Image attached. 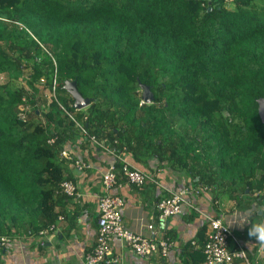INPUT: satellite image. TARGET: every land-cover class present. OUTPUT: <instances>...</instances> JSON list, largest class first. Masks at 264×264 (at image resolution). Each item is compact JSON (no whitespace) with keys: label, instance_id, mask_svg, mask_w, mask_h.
<instances>
[{"label":"trees","instance_id":"16d2710c","mask_svg":"<svg viewBox=\"0 0 264 264\" xmlns=\"http://www.w3.org/2000/svg\"><path fill=\"white\" fill-rule=\"evenodd\" d=\"M55 70L89 135L264 206V0H0V74L26 73L25 86L0 82V236L36 237L66 195L60 151L82 134L43 92ZM68 79L84 110L59 95ZM205 230L182 264H203Z\"/></svg>","mask_w":264,"mask_h":264},{"label":"crops","instance_id":"0c3cea01","mask_svg":"<svg viewBox=\"0 0 264 264\" xmlns=\"http://www.w3.org/2000/svg\"><path fill=\"white\" fill-rule=\"evenodd\" d=\"M65 148L75 159L87 165L78 169L72 161L61 157L64 162V178L75 184V194H62L65 197L55 206L57 219L54 232L42 238L38 235L12 236V245L2 250L0 264H83L85 253L93 248L100 222L97 202L98 197L104 193L101 176L117 157L81 135L66 143ZM120 155L131 166L150 174V179L142 187H136L121 174L118 175V185L112 192L124 200L123 224L137 234L153 237L147 228L152 223L156 239L167 237L172 242L165 257L158 253L140 258L125 243L114 238L113 250L124 262L182 264L184 246L188 242H196L198 230L202 224H206L205 216H213L221 217L244 247L246 259H237L240 264H264V249L248 235L251 224L264 220V212H256V203L243 206L233 199L214 196L213 191L208 189L198 195L187 196L186 200H190L196 210H189L188 205H184L181 214L171 216L162 223L157 219V202L170 192L193 186V183L190 184L189 178L182 173L174 172L165 165L157 166L155 159L138 163L128 152H121Z\"/></svg>","mask_w":264,"mask_h":264},{"label":"built area","instance_id":"2783aa9c","mask_svg":"<svg viewBox=\"0 0 264 264\" xmlns=\"http://www.w3.org/2000/svg\"><path fill=\"white\" fill-rule=\"evenodd\" d=\"M55 65V60L52 58ZM43 82V79H40ZM58 82L56 79V70L51 82L50 89H46L47 99L50 102L52 99L58 102V105L68 114V118L72 120L75 126L81 131L82 137L88 139L94 145L108 150L116 154V161L112 162L103 175L101 176L103 194L98 197L97 207L99 214V225L97 236L93 248L84 255L83 264H128L113 250L112 241L114 238L125 243L133 252L140 258H148L152 254H160L165 257L171 248V241L166 237L159 239L155 238L154 225L148 224L147 228L153 234V237H146L137 234L128 229L122 222V208L124 200L117 194L112 192L113 188L118 185V175L121 174L128 183L142 187L149 179L150 174L131 166L121 157V152L109 148L108 145L97 139L93 135H89L85 130L81 121L68 109L59 102L56 97V89ZM30 108V105H24V112L20 116L24 117L25 112ZM56 137L51 136L47 139L48 144L54 143ZM60 156L70 160L78 169L86 167L80 159H75L66 148L60 151ZM205 185L188 186L180 190H174L170 194L160 199L156 204L157 219L160 222H165L169 217L181 214L182 206L188 205L189 210H196L190 200H186L190 194L198 195L201 192L208 190ZM59 192L66 195L75 194V184L68 179H63L59 184ZM207 231L205 232V241L201 247L205 259L203 264H240L237 259H246L244 247L232 233L231 228L223 222L221 217L205 216ZM55 223H51L47 228L38 232V237H44L51 232H54ZM12 237L8 235L0 236V248H7L12 245ZM192 244H196L195 241ZM233 245V247H232ZM43 264V263H37Z\"/></svg>","mask_w":264,"mask_h":264},{"label":"water","instance_id":"95a60500","mask_svg":"<svg viewBox=\"0 0 264 264\" xmlns=\"http://www.w3.org/2000/svg\"><path fill=\"white\" fill-rule=\"evenodd\" d=\"M139 86L141 87V99L145 103H150L153 101L154 96L151 92L150 88L146 84L140 83ZM63 88L70 94L73 98V106L75 109H81L86 107L90 99L88 97H84L81 92L78 90L76 80H65L63 84ZM258 102V113L261 118V121L264 123V97H261L257 100Z\"/></svg>","mask_w":264,"mask_h":264},{"label":"clouds","instance_id":"9594fccd","mask_svg":"<svg viewBox=\"0 0 264 264\" xmlns=\"http://www.w3.org/2000/svg\"><path fill=\"white\" fill-rule=\"evenodd\" d=\"M108 147L110 148V146ZM259 211L264 212V206H261ZM248 235L250 238L257 241L256 244H258L261 249H264V220H260L259 222L251 224L248 228Z\"/></svg>","mask_w":264,"mask_h":264},{"label":"rangeland","instance_id":"374dc122","mask_svg":"<svg viewBox=\"0 0 264 264\" xmlns=\"http://www.w3.org/2000/svg\"><path fill=\"white\" fill-rule=\"evenodd\" d=\"M25 72H23V73H19V72H17V75H15L11 80H9V77H8V75H6V74H0V82H6V81H11L12 83H14V84H17V83H19L20 85H24L25 86V83H24V77H25ZM18 78V80H14V78ZM17 82V83H16ZM44 92V94H45V96H46V98H47V91L45 90V91H43ZM67 93L68 92H65L64 90H59V95H62V96H66L67 95ZM69 94V93H68ZM70 95V94H69ZM85 108H82V109H80V110H84ZM220 197H221V199H227L228 197L225 195V194H220ZM254 203H257V202H254ZM258 206V207H257ZM256 206V212H258L259 211V208L262 206V205H257ZM258 210V211H257Z\"/></svg>","mask_w":264,"mask_h":264}]
</instances>
